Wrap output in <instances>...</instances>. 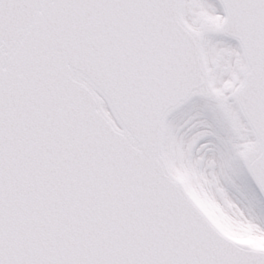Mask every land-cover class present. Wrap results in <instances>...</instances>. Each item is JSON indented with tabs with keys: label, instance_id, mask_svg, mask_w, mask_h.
<instances>
[{
	"label": "snow or ice",
	"instance_id": "1",
	"mask_svg": "<svg viewBox=\"0 0 264 264\" xmlns=\"http://www.w3.org/2000/svg\"><path fill=\"white\" fill-rule=\"evenodd\" d=\"M0 264H264V0H0Z\"/></svg>",
	"mask_w": 264,
	"mask_h": 264
}]
</instances>
